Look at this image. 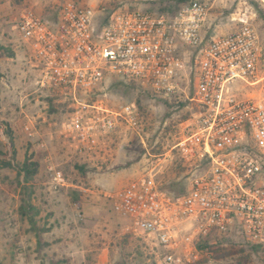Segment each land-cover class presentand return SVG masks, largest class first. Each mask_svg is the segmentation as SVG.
Segmentation results:
<instances>
[{
  "label": "built area",
  "instance_id": "obj_1",
  "mask_svg": "<svg viewBox=\"0 0 264 264\" xmlns=\"http://www.w3.org/2000/svg\"><path fill=\"white\" fill-rule=\"evenodd\" d=\"M102 13L77 0H65L55 22L32 8L21 12L17 28L41 90L77 95L115 75L170 97L182 91L187 61L196 62L198 110L176 146L190 168L187 186L163 188L153 171L128 182L113 196L115 209L131 219L125 229L153 240L164 264H213L201 247L212 233L264 247V40L253 22L240 18L236 30L207 39L210 9L202 0L173 13ZM102 112L109 131L120 121L142 130L135 102ZM63 128L92 148L99 125L77 110ZM53 180L61 184L63 176L55 172Z\"/></svg>",
  "mask_w": 264,
  "mask_h": 264
},
{
  "label": "rangeland",
  "instance_id": "obj_2",
  "mask_svg": "<svg viewBox=\"0 0 264 264\" xmlns=\"http://www.w3.org/2000/svg\"><path fill=\"white\" fill-rule=\"evenodd\" d=\"M65 0H0V43L14 56L0 59V127L13 130L17 150L15 163L31 155L39 172L29 182L34 203L40 209L39 225L51 228L41 242L20 214L24 175L18 168H0V264H164L153 240L125 227L129 216L114 207L113 196L131 180L157 173L165 188H186L189 166L177 149L185 127L198 110L194 98L195 57L187 61L182 91L166 97L138 82L117 84L108 77L102 85L77 95L41 90L40 70L29 43L17 24L21 12L32 8L55 22ZM95 5L102 16L124 8L153 13H173L191 0H77ZM210 9L205 36L226 35L249 18L264 40V0H202ZM131 81V80H130ZM117 84V85H116ZM135 102L141 111L142 130L119 123L109 131L100 121L107 113ZM80 110L93 117L99 128L92 148L64 133L63 123ZM29 126V130L26 127ZM8 137L1 130L0 159H8ZM60 172L57 184L53 174ZM74 192L80 200H74ZM218 248L213 264H264V247L256 248L242 238ZM200 264H209L202 262Z\"/></svg>",
  "mask_w": 264,
  "mask_h": 264
},
{
  "label": "trees",
  "instance_id": "obj_3",
  "mask_svg": "<svg viewBox=\"0 0 264 264\" xmlns=\"http://www.w3.org/2000/svg\"><path fill=\"white\" fill-rule=\"evenodd\" d=\"M135 7H131L133 9ZM148 12H152L149 10H146ZM153 13V12H152ZM164 13V12H161ZM4 56H14V53L12 50H10L7 46L0 43V59ZM2 76V73L0 71V78ZM117 79V84H121L123 86H138L137 80L134 79H126L122 78L120 76H111ZM131 80V81H130ZM116 84V85H117ZM1 130L3 133L8 137L9 144H8V154L10 157L8 159H0V168H18L19 172L24 175V184L22 186V193H21V205H20V214L23 220H25L29 224V229L33 231L38 238V241L41 242L43 233L49 232L51 228L47 227H41L39 225V217H40V209L37 207V205L34 203V192L30 188L29 182L34 178L35 175L39 172V162L33 159V157L29 154L27 155L24 163L22 165H19L18 163H15L17 150L14 142V135L13 130L10 126H4L0 127V135ZM0 153H2V150L0 149ZM163 187V186H162ZM165 188V187H163ZM171 189V188H167ZM185 188H183L184 190ZM182 190V191H183ZM74 200L79 201L80 200V194L78 192H74ZM232 244H236V242L225 235H219L216 233L210 234L206 239H204L203 244L201 245L202 248L207 249L214 258V263L217 262L220 257V252L218 251V248L229 246ZM256 248L263 247L261 245H254ZM43 264H47L46 262H43ZM49 264H59V262H49Z\"/></svg>",
  "mask_w": 264,
  "mask_h": 264
}]
</instances>
